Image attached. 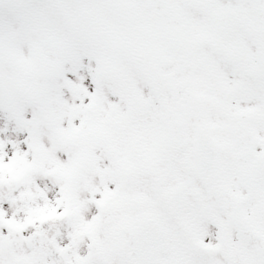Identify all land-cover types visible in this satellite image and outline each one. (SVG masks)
<instances>
[{"label": "snow or ice", "instance_id": "1", "mask_svg": "<svg viewBox=\"0 0 264 264\" xmlns=\"http://www.w3.org/2000/svg\"><path fill=\"white\" fill-rule=\"evenodd\" d=\"M0 264H264V0H0Z\"/></svg>", "mask_w": 264, "mask_h": 264}]
</instances>
